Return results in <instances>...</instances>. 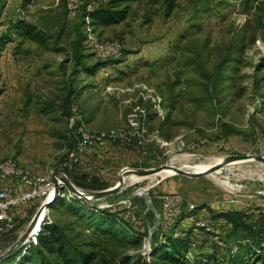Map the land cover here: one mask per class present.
I'll return each mask as SVG.
<instances>
[{"label": "rangeland", "instance_id": "rangeland-1", "mask_svg": "<svg viewBox=\"0 0 264 264\" xmlns=\"http://www.w3.org/2000/svg\"><path fill=\"white\" fill-rule=\"evenodd\" d=\"M68 2L3 0L0 6V40L9 36L6 45L0 44V163L12 159L43 177L61 171L77 147L70 109L83 117L90 132L128 130V121L136 116L142 133L135 148L109 144L85 154L65 172L90 198L65 188L60 198L66 204L74 198L86 210L114 214L122 219L121 227L102 233L96 229L98 218L55 209L60 204L55 199L35 228L42 224L44 231L58 224L70 246L90 256L92 264H171L152 257L156 238L176 218L165 215L162 195L168 194L181 209L195 207L198 219L211 223V234L196 238L203 251L218 236L223 254L235 253L236 243L229 240L234 226L219 214L264 210V164L253 159L224 166L235 156L264 158V0L133 4L123 25L96 33L90 29L99 44H120L119 55L106 60L94 56L84 23L85 11L104 0L82 3L75 14L69 13ZM19 23L42 31L45 46L19 39ZM81 33L87 36V66L107 64L94 75L79 69L71 87L75 92L68 96ZM203 164L222 169L200 178L175 173L160 179L159 173L137 182L128 173L118 194L96 198V193L116 188L126 169L173 167L191 173L187 167ZM44 204L22 208L16 232L0 237V264L28 244L37 245V237L28 236V243L18 247ZM190 224L176 225L188 230ZM133 230L146 235L141 244Z\"/></svg>", "mask_w": 264, "mask_h": 264}, {"label": "trees", "instance_id": "trees-1", "mask_svg": "<svg viewBox=\"0 0 264 264\" xmlns=\"http://www.w3.org/2000/svg\"><path fill=\"white\" fill-rule=\"evenodd\" d=\"M145 1L146 0H104L103 4L99 7L85 11L84 23L88 17L90 20V27L93 29L94 33L98 30L104 32L105 30L121 26L128 20L131 6ZM2 2L3 0H0V6ZM15 30L19 39L31 41L41 46H45L47 43L45 34L37 30L34 26L19 23L16 24ZM86 39L87 36L81 33L75 44L73 54L74 69L71 74L72 81L69 80L70 95L68 96H72L75 92L71 87H73V83H77L75 77H78L80 73L79 69H85V71H89L88 73L94 75L107 64V62L99 61L95 67L87 66L85 60H87L89 56L85 54ZM8 40L9 36L2 41L0 40V44L4 46L7 44ZM72 114V109H70L69 116ZM162 196L170 197L171 195L166 194ZM58 200L60 204H58L55 209L60 207L65 211H70L76 215V217L78 216V218L82 216H92V221L98 218L101 226L96 229L102 233L112 234L114 233V227H117L119 224L121 227L122 219H118L114 214L108 212L98 213L90 209L86 210L83 206H77L79 204H77L74 198L70 200L69 205L66 204V198L62 199L59 197ZM256 210L260 211L257 215ZM198 214H200L198 210L192 212L190 209L187 210L182 208L180 214L176 216L175 221H173V225H167V230L156 238L152 257L163 263L185 264L187 262L186 259H188L190 253L193 251L195 254L192 256L190 264H264V210L254 208L246 212L240 209L221 212V214H219L221 219H224V221H227L229 224L232 223L234 226L233 234L230 235L229 240L236 243L237 250L231 255L228 253V256L223 254V247L216 244L213 238L211 247L203 251V246L197 244L196 238H200L202 235L209 236L211 233L195 236L193 234V222H191V227L188 230H182L183 228L179 229L176 225L177 222H179V225H183L182 222L184 220L191 221L192 219L198 218ZM18 227L19 224H17L16 229ZM130 232L132 233V237L136 238L140 244L146 238V235L140 232L134 230ZM177 234L178 236H176ZM33 236L37 237L36 246H33L31 243L28 244L26 248L20 250L18 254L12 256L2 264L93 263V259L90 256L70 246L58 224H55V226H48L44 231H42L41 225ZM220 240L223 242V239L220 238Z\"/></svg>", "mask_w": 264, "mask_h": 264}, {"label": "built area", "instance_id": "built-area-1", "mask_svg": "<svg viewBox=\"0 0 264 264\" xmlns=\"http://www.w3.org/2000/svg\"><path fill=\"white\" fill-rule=\"evenodd\" d=\"M96 1L98 0H69L67 8L70 14H75L80 4ZM86 22L89 26V42L92 41L90 44L93 48V54L102 60L118 56L121 51L120 44L116 42L99 44L93 38L88 17ZM137 119L136 116L131 117L128 121V130L93 133L83 125V117L76 110H73L69 126L77 137L76 153L63 164L61 171L52 172L49 176L43 177L32 174L12 159L0 163V237H6L16 232L17 219L22 208L42 200L50 202L53 194L55 198L57 189L55 180L59 187L65 189L64 183L58 180V176L62 175L68 178L65 172L72 171L85 154L92 150L104 149L107 145L114 143L122 144L127 148H135L142 133L141 122ZM64 196L65 192L62 189L59 197ZM164 211L165 215L172 220V218L180 214L181 206L175 204L174 200L166 196ZM190 211L195 212L197 208L191 207ZM188 222V220H184L182 224L184 225V223ZM191 222H193L192 227L195 236L211 232L210 222H205L198 218L192 219ZM32 238H35V236ZM213 241L223 246L222 241L218 237H213Z\"/></svg>", "mask_w": 264, "mask_h": 264}, {"label": "bare ground", "instance_id": "bare-ground-1", "mask_svg": "<svg viewBox=\"0 0 264 264\" xmlns=\"http://www.w3.org/2000/svg\"><path fill=\"white\" fill-rule=\"evenodd\" d=\"M236 157V156H235ZM233 158V157H231ZM219 162V161H218ZM259 163L261 164H264L263 161H258ZM212 165H200V166H196V167H187L186 169L189 170L191 173H198V174H202V173H210L211 171H214L215 172H218L220 171L222 168H216V169H212L211 167ZM186 167V166H185ZM166 170H170L168 173H162ZM184 170V169H183ZM183 170H180V169H177V168H173V167H167L165 168V170H163L160 174H159V178L160 179H163L167 176H171V175H175L176 172L178 171H181V172H185V173H189V172H186V171H183ZM153 172H156V173H159L160 171L159 170H156V171H150V172H143V171H138V170H130V169H126L124 170L121 174H120V184L118 185L116 191H114L113 193H109L110 191H102V192H99V193H96V198L97 199H105L107 197H110V196H113L115 194H118L120 192V190L123 188L124 184H125V175L128 174V173H131V174H134L136 175V177H134L135 181H141L142 179H145V178H150V176H152L151 174ZM151 179V178H150ZM214 180L216 179V176H214L213 178ZM58 180L62 183H70L71 181L69 180V178H67L66 176H62V175H59L58 176ZM122 181V182H121ZM157 183V182H156ZM54 195V194H53ZM52 195L51 197V202H54V196ZM46 216V209L43 211V214H42V218H44ZM42 221V220H41ZM42 225V224H41ZM36 229V228H35ZM38 230H34V232L32 233L33 235H35V233L37 232ZM32 235V236H33Z\"/></svg>", "mask_w": 264, "mask_h": 264}, {"label": "water", "instance_id": "water-1", "mask_svg": "<svg viewBox=\"0 0 264 264\" xmlns=\"http://www.w3.org/2000/svg\"><path fill=\"white\" fill-rule=\"evenodd\" d=\"M253 159L257 160V161H263L264 162V158H262V157L236 156V157H233V158H229L225 162L224 166H227V165H230V164H233V163H237V162L249 161V160H253ZM165 168H167V167H163V168L159 169V171H160L159 173H161L163 170H165ZM212 172L213 171H211L210 173H212ZM159 173L153 172L151 175L154 176V175H157ZM210 173L198 174V173H185V172H181V171L176 172V174H178L180 176L188 177V178H200V177H203V176H205L207 174H210ZM55 183L57 185V189H56V196H55L54 200L58 199L60 193L62 192V189H64V188L59 187V184H57L56 180H55ZM64 186H65V188L69 189L72 193H74L76 196H79L80 198H85L87 200L90 199V198H87V196L85 194H83L82 191L78 190L71 182L70 183H64ZM117 187L112 189L109 193H113L114 191H116ZM51 206H52V202L51 201L49 202L48 200H46L45 204H44V207L42 209V214H43V211L45 209H49ZM42 214H38V216L36 217L34 222L31 224L30 229H29L28 233L26 234V236L24 237V239L19 242L18 247L23 245L25 242L28 243V236H30V238L33 237L32 233L34 232V228L36 227L38 222L41 220ZM13 251L14 250H12L8 254H6V256L11 254Z\"/></svg>", "mask_w": 264, "mask_h": 264}, {"label": "crops", "instance_id": "crops-1", "mask_svg": "<svg viewBox=\"0 0 264 264\" xmlns=\"http://www.w3.org/2000/svg\"><path fill=\"white\" fill-rule=\"evenodd\" d=\"M163 195H166V194H163ZM201 213H202V215H203V213H204V210H202V212H201Z\"/></svg>", "mask_w": 264, "mask_h": 264}]
</instances>
